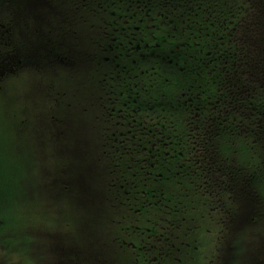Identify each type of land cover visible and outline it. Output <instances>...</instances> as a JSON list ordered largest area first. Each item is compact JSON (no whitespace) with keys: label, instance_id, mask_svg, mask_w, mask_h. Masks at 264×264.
Wrapping results in <instances>:
<instances>
[{"label":"rangeland","instance_id":"374dc122","mask_svg":"<svg viewBox=\"0 0 264 264\" xmlns=\"http://www.w3.org/2000/svg\"><path fill=\"white\" fill-rule=\"evenodd\" d=\"M225 8L227 10L233 9V7L229 8L226 5ZM246 11L248 12V8H246ZM72 12L73 10L70 11V16ZM87 12L91 15V25L89 24L88 28L90 32L93 33L92 38H94V40L95 37L97 38L96 48L92 49L98 56V47L103 41L99 27H103L105 21L103 20V23H99V11L95 6L88 9ZM77 19L80 20L81 17H77ZM83 25V22H78L77 29L81 30ZM0 41H2L1 38ZM166 47L170 49V46L166 45ZM61 51H63V49ZM1 52L2 45L0 44V54ZM61 54L64 55V53ZM103 54L104 52H100V55ZM65 56L70 57L69 54H65ZM87 62L89 63V61L85 60V62L82 63L86 69L88 67ZM149 70L153 71V68ZM155 76L160 80L161 84L163 83V79H166L165 76L161 77V75H158L157 71L156 74L153 72L151 76H147L145 71L144 74L139 75L138 78H140V84L143 85L153 83ZM95 79L96 76H90V80L87 82L86 75L84 74L78 79L72 80L67 88L64 87L62 89V97L64 100L68 101V103H70V99L72 100L74 98L79 99L83 97L84 101H77L76 108L73 111L66 106L68 112L66 114L61 112V115L62 117L65 116L69 121L63 122L62 120L58 124L62 127L68 125H81L76 122L80 119L83 127L86 126V130L90 133H72L70 129H66V131L69 130V132L64 134L61 133L60 135L55 134L53 130L55 128L50 127L51 122H49L47 116L44 117V119L37 118L40 104L35 96V87L33 85L29 84L26 79H22L20 75L13 78L3 77L0 79V84L2 86V88H0V218L5 219L4 222L1 221L0 223V240L5 241L4 244H0V255L7 258L6 264H40L39 255L42 249L47 253V258L45 260L58 256L60 244L66 243L69 239L64 228L60 226L64 223L66 226H76L78 228L77 230H80L79 234L83 236L87 248L93 249V251H91L93 257L100 254V258L103 260L104 264H117L118 255L121 254L123 257L125 254L120 244L116 242H114V244H109L108 242H111V239L105 237L106 234H115L116 232L118 235L121 234L124 228V221L120 215L121 212L115 209L116 206L114 204H109L106 201V198L103 196L106 195V193L103 195L101 193L98 194L97 191L99 190L95 188L91 176H85V173L78 171L79 169L77 168L82 167L84 161H87L86 159L92 156L96 157V161L103 167L99 168L103 170L107 167V161L104 159H109L105 153L106 149L101 145V139L104 135L102 132H105L106 129L102 126L105 121L102 122L104 117L99 115V105L97 102H93L94 98L87 99L89 96L88 89L87 91L81 92L83 88L88 87H90L91 90H95ZM167 79H169V76H167ZM91 81L92 83L90 84L89 82ZM114 81L115 85H119L118 80L114 79ZM72 85H75V92L68 89V87ZM164 90L165 89L160 90V87L158 88V91ZM153 98H141L137 96V102L140 106L136 114L140 116L138 123H140L139 127L142 129L141 134L135 133L138 137H146V127L150 126L153 122L150 117H148V113H150L149 106L153 108V105L160 99L159 97ZM142 100L151 101H148V106H146L142 103ZM71 113H73V118L71 117ZM112 116L115 115L112 114ZM191 119L192 114L189 113V120ZM89 121H91L92 125ZM89 125L92 126L91 131L88 129ZM172 129L174 130V127H172ZM170 134L173 139L172 132ZM56 135L61 139L56 137ZM167 136L170 137L169 134H167ZM175 138L184 139V142L175 150L170 148L162 150V156L156 155L158 150H156L154 144L150 146L152 149L151 153H148V144L145 145V148L139 147L137 149L141 151H135L134 149L121 150L122 158L128 161H132V159L128 157L132 151L139 153L136 155V159L138 160H141L142 156L147 157L146 153L149 154V159L142 158L143 162L140 168H138L141 170L139 172L143 174V177L140 179L135 176V173H132V176L125 181L129 182V185L133 187L134 179L138 182H142L141 190L143 186H146L148 180H151L153 181V185L156 183L158 186L157 188H162L166 197H168L166 195L167 191L171 192V190H174L183 182L188 185L190 190L194 193L193 179H197L194 170L196 168L195 163H198L196 160L197 156H195L196 152L192 150V143L195 138L193 135L190 136V132L188 131L183 135L181 133L180 137ZM70 141H73L70 148L76 150H80L81 146H86L85 152L87 153V158H76L73 152L68 150L70 148H67L69 147L68 142ZM97 150L99 151L98 154ZM241 152L245 153V151ZM233 153L235 154L234 146ZM198 154L204 158L203 153L198 151ZM98 155L99 157H97ZM62 157L65 159L69 157L73 162L70 164L72 166L69 167L70 172H67L66 161L60 162ZM234 157L244 159L242 154L238 156L235 154ZM170 161L171 163H169ZM148 162L149 164H147ZM144 165L149 166L148 168L141 169ZM74 166H77L76 169ZM208 169L216 172L212 167ZM219 173L221 172L218 171V174ZM70 175L72 178L77 179V183L67 186L71 181ZM93 181L99 185V187L102 185L104 190L109 179L104 178L103 175L100 179H93ZM152 188L154 187L152 186ZM76 189H79V191H76ZM139 191L136 193H139ZM140 193L143 194V192ZM87 195L88 197H86ZM258 196L259 195H257L256 198ZM190 198L189 196L186 199L185 213L182 211L185 202L182 199L179 203L177 200L176 203L169 200L167 204L170 207H179L178 210H171V212L174 213L178 222H182L183 225L188 227L189 233L191 234L187 237V241L191 246L192 243L195 242V234L199 232L202 226L203 229L210 228L212 231H215L214 227L216 226L214 224L211 225V215H209V218H206L208 221L201 220L203 206L200 203H195L194 198ZM165 201H167V199ZM153 209L157 211L144 210L140 218L133 219L138 221L146 219L148 222L141 221L140 224L146 223L148 224L147 226H149L142 230V237L138 240V245H143V243L149 244L151 242H158L161 244L162 241H165V239H158L153 236V234L156 235L160 231L164 232V229L156 228L155 224L153 226L149 224L148 218H150V216L162 217V220L166 218L167 221L174 222L172 219L162 216L164 212L161 208V204H159L158 207H153ZM204 209L206 210L205 206ZM139 210L140 208H137L135 212H139ZM68 231L70 233V230ZM212 231L209 232L210 235L215 234ZM251 239V235H247L245 239H241L242 246L240 248L239 260L241 256L244 257V254H247ZM217 240H219V238ZM211 243L214 244L211 245ZM218 243H215V241L213 242L212 238H210V242L209 240L208 243L207 241H202L198 247H200L199 250L201 252H207L206 255L211 252V255L209 254L211 259L216 250L215 244ZM258 247L261 249V243ZM111 249L113 250L109 252ZM193 254L195 253H189L188 256ZM196 254H198L197 251ZM140 255L149 258L150 254L145 246H141L135 256L130 257V263L127 264H136V257ZM188 256H185V253H183L181 257L186 259ZM181 257L175 259L172 264H181ZM131 258H134V260H131ZM88 261H90V259ZM155 261L156 264H158V261ZM205 262L206 260H204L202 264Z\"/></svg>","mask_w":264,"mask_h":264},{"label":"flooded vegetation","instance_id":"af4514ba","mask_svg":"<svg viewBox=\"0 0 264 264\" xmlns=\"http://www.w3.org/2000/svg\"><path fill=\"white\" fill-rule=\"evenodd\" d=\"M28 1L8 0L11 15L7 17L4 36L5 51L0 57V66L4 68L6 76L20 75L23 78L26 77L27 68L37 67V88L39 93L43 94L48 72L55 74L59 67L61 39L56 36L50 24V15L55 14V10L53 9V12L46 10L44 1L37 0L34 11L29 13ZM17 8H19L18 11ZM124 18L126 19L121 22L114 21L110 24L112 28L110 39L105 44L99 45L98 56L96 52H91V48L85 51L74 48L69 54L74 64L84 54L87 61L95 60L96 65L103 69L101 82L97 84L100 91L98 97L103 108L105 107L104 100L109 101L107 111L110 115L114 113L116 117H120L128 114L134 117L136 109L133 105L137 102V96L141 95L135 81L145 71L147 76H151L153 72L156 74L157 71L155 65L147 66L140 59L147 60L156 57L164 59L167 55L156 52L157 45H152L148 41L152 36L148 31L152 24L141 19L137 23L131 16ZM105 32L107 33L106 30ZM69 34L75 39L76 44V30L72 29ZM100 52H104V55L101 56ZM102 58L108 62L100 64L99 61ZM150 68H153V71L149 70ZM114 79H121L119 85H115ZM154 86L155 84H143L140 89L150 98ZM88 129L91 131L92 126L89 125ZM137 129L139 127H135L134 132ZM152 132L149 130L147 133ZM150 140L148 139L149 142Z\"/></svg>","mask_w":264,"mask_h":264},{"label":"trees","instance_id":"16d2710c","mask_svg":"<svg viewBox=\"0 0 264 264\" xmlns=\"http://www.w3.org/2000/svg\"><path fill=\"white\" fill-rule=\"evenodd\" d=\"M190 5H195L197 3H203V6L211 5L212 0H186ZM230 1L228 4L233 6L237 12H240L243 5H238L240 1L244 4H248V8L250 9L251 15L248 17H240L236 18L233 22H227L230 18H223L225 32L221 35V41L224 45L236 46V47H243L247 49V55L250 58L251 62V75H250V85L245 88V80L244 75L240 77L239 75L236 76V83L235 89L240 90L242 93L238 95L236 98V102L234 105L235 115H227L228 120L226 123V128L220 131H214L212 136L208 139L204 137L207 150H213L214 147L211 144L212 142H221L225 141L228 144H236L237 151H245V154L249 155L248 161L244 164L245 167L248 169H243L241 171L243 165H239L238 170H236V182L238 183V188H240V184L246 183L242 177L246 174L257 175V180L264 181V0H226ZM169 9L168 10H179L186 6L184 0H168ZM236 2V3H235ZM216 8V6H215ZM170 10V11H171ZM207 16L205 13L195 11V21H198L200 24H205L209 27L208 22L206 21ZM210 28V27H209ZM229 33V35H228ZM228 39V40H227ZM227 40V41H226ZM235 42V43H233ZM231 53H235L237 62L242 64V68L245 69V61L246 59L242 58V53L239 50H231ZM242 110V111H241ZM232 116H235L234 120H232ZM242 129V130H241ZM195 134V133H194ZM194 150V148L192 149ZM191 150V151H192ZM193 152V151H192ZM240 153H238L239 155ZM259 154V155H258ZM196 156V155H195ZM240 162V161H239ZM242 163V162H240ZM148 164V163H147ZM195 170L194 173L197 177L196 180L193 179V183L208 181L212 185H217L220 183V189H218V193H225L227 181L221 180L218 177V171L212 172L208 171L207 167L200 166V164L195 163ZM134 166V165H133ZM149 165H144L141 169L148 168ZM133 167H129V164L126 162L119 163L116 167V171L118 172L126 169L128 172L127 178L132 176V173L135 171L132 170ZM139 166H137L138 171L141 179L143 174L140 173L141 171ZM114 170H110L107 174L109 178L114 177ZM225 173L232 174L231 168L226 165L224 167ZM223 171H221L222 173ZM136 176V175H135ZM223 178H226L223 174H221ZM201 178V179H200ZM136 182L137 180L134 179ZM115 183V181L111 182V184ZM138 185L140 188L142 186V182H139ZM249 183V188L255 189L256 184L258 182L253 180ZM223 184V185H222ZM155 185H153V181L148 180L146 186H143L145 190L143 194H139V202L135 200L137 198L136 193H130L129 195L123 196L118 198L119 202H131L132 205H128L127 207L132 208L135 205L140 207V210H156L153 207H158L159 201L164 195V191L160 190V192L155 191ZM127 183L126 181L123 182L122 189H126ZM152 186L154 188H152ZM145 188V189H144ZM137 209V208H136ZM157 211V210H156ZM135 213H133L129 217L125 218H135ZM61 226V225H60ZM112 241L120 244V239L122 237H110ZM145 243H143L144 245ZM143 245H130V249L126 252L124 258L122 260L125 263H130V257L135 256V254L139 251V247ZM149 244H146V247ZM154 246V244H153ZM160 257L158 256L157 260L160 261ZM134 260V259H131ZM136 261V260H135ZM137 264V261L135 262Z\"/></svg>","mask_w":264,"mask_h":264}]
</instances>
